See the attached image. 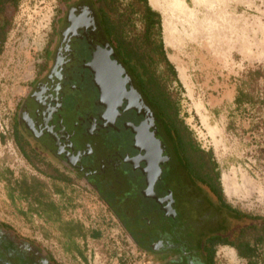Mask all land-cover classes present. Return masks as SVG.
I'll return each instance as SVG.
<instances>
[{"label": "flooded vegetation", "instance_id": "1", "mask_svg": "<svg viewBox=\"0 0 264 264\" xmlns=\"http://www.w3.org/2000/svg\"><path fill=\"white\" fill-rule=\"evenodd\" d=\"M19 1L0 0V53L7 12ZM59 1L10 118L20 155L49 170L52 182L95 198L147 256L146 264H218L223 246L248 263L240 251L259 246H240L243 210H230L227 199L181 165L148 100L147 73L119 46L114 13L101 0ZM157 73L163 79L160 67ZM122 128L129 135L126 150L118 139ZM0 264L58 263L0 220Z\"/></svg>", "mask_w": 264, "mask_h": 264}, {"label": "rangeland", "instance_id": "2", "mask_svg": "<svg viewBox=\"0 0 264 264\" xmlns=\"http://www.w3.org/2000/svg\"><path fill=\"white\" fill-rule=\"evenodd\" d=\"M128 1L123 0L122 6ZM59 2L20 0L7 12L0 53V173L10 170L5 174L11 179L38 176L46 183L47 196L62 207L65 219L80 220L85 227L98 230L100 237L77 240L85 257L64 250V239L53 223L30 213L27 200L8 197L7 177L0 178V220L46 250L58 264H146L147 256L95 198L57 179L72 199L67 203L52 192L54 177L49 170L29 164L11 140L10 118L16 99L46 42ZM150 3L162 17L167 55L184 88L181 115L196 140L212 148L222 185L224 179L231 185V192L223 185L226 199L244 211L264 215V0ZM136 24V30H141V24ZM203 41L212 44L210 52L202 47ZM81 49L79 44L77 52ZM240 88L250 94V101L238 107L234 97ZM170 89L178 93L175 83ZM69 101L65 99L66 104ZM119 135L121 146L128 149L127 131L122 128ZM218 256V264H245L228 246L220 247Z\"/></svg>", "mask_w": 264, "mask_h": 264}, {"label": "trees", "instance_id": "3", "mask_svg": "<svg viewBox=\"0 0 264 264\" xmlns=\"http://www.w3.org/2000/svg\"><path fill=\"white\" fill-rule=\"evenodd\" d=\"M104 5L114 13L115 27L119 38V46L132 56V60L148 75L149 102L152 103L159 118L172 135L176 151L180 156L181 165L198 183L210 189L213 194L226 199L221 169L212 148L203 147L186 124L181 115V94L184 91L177 70L170 61L163 38L162 17L150 3V0H129L122 6L123 0H101ZM108 14L106 15V18ZM107 22L111 20L107 19ZM137 22L141 30L136 31ZM131 32V35H130ZM130 35V38H128ZM121 43V44H120ZM160 67L163 79L159 77L157 69ZM175 83L178 93L170 89ZM250 94L238 89L234 103L240 107L250 101ZM11 173L10 170H6ZM6 171L0 173V178L7 177ZM7 195L14 201L16 197L29 202L28 211L37 213L48 222L53 223L64 239L63 248L68 252L84 256V250L77 240L87 237L98 239L100 232L90 229L77 219H65L62 216V207L46 193V183L38 176H22L20 178H6ZM51 190L71 203L72 199L66 195L64 187L58 182H52ZM230 210L236 211L230 202L226 203ZM25 214V211H21ZM244 215V239L240 246H259V251L242 250L239 255L248 256L250 261L246 264H264V215L242 211ZM124 262L125 260L122 259Z\"/></svg>", "mask_w": 264, "mask_h": 264}, {"label": "bare ground", "instance_id": "4", "mask_svg": "<svg viewBox=\"0 0 264 264\" xmlns=\"http://www.w3.org/2000/svg\"><path fill=\"white\" fill-rule=\"evenodd\" d=\"M202 47L203 48H205V51H206V49H208V52H210V49H212L211 47H212V44H209L208 43V41H203V45H202ZM202 51H203V49H201ZM204 51V52H205ZM207 52V51H206ZM48 84V83H47ZM113 106H112V108L110 107V110H109V112H110V115L113 113ZM223 185H224V190L226 191V192H231L232 191V189H231V185H229V183L226 181V179H224L223 180Z\"/></svg>", "mask_w": 264, "mask_h": 264}, {"label": "crops", "instance_id": "5", "mask_svg": "<svg viewBox=\"0 0 264 264\" xmlns=\"http://www.w3.org/2000/svg\"><path fill=\"white\" fill-rule=\"evenodd\" d=\"M88 238H89V237H87L85 240H87ZM92 239H93V238H92ZM85 240H84V241H85Z\"/></svg>", "mask_w": 264, "mask_h": 264}]
</instances>
